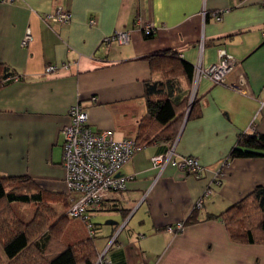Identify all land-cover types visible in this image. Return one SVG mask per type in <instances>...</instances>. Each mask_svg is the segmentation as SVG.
<instances>
[{"label":"crops","instance_id":"obj_1","mask_svg":"<svg viewBox=\"0 0 264 264\" xmlns=\"http://www.w3.org/2000/svg\"><path fill=\"white\" fill-rule=\"evenodd\" d=\"M58 5L69 11L67 21L46 18ZM146 21L153 24L150 36L143 34ZM27 28L31 38L22 46ZM114 30H129V41L106 49L101 40ZM263 31L261 0L0 1V77L13 76L0 86V173L27 175L59 193V202L51 201L64 213L61 129L70 106L80 104L94 132L147 141L120 169L125 187L110 191L92 213L109 218L95 223L98 253L118 230L108 264H264V244L231 239L218 216L264 185V147L238 144L242 133L264 135ZM219 50L236 58L224 82H194L193 75L188 82L182 65H207ZM156 52L169 57L156 55L152 65L147 56ZM49 65L66 69L51 74ZM146 81L164 82L173 101L189 94L198 103L199 114L184 116L171 140L159 136L162 126L147 114ZM173 143L207 171L196 177L170 164L154 167L150 157ZM224 158L222 182L211 184L197 219L184 222ZM177 222L180 230H166ZM65 229L68 241L88 235L86 228L82 236Z\"/></svg>","mask_w":264,"mask_h":264},{"label":"trees","instance_id":"obj_2","mask_svg":"<svg viewBox=\"0 0 264 264\" xmlns=\"http://www.w3.org/2000/svg\"><path fill=\"white\" fill-rule=\"evenodd\" d=\"M152 33L143 32L145 36ZM156 55L169 57L167 52L153 53L147 56L152 65ZM164 70L168 73L171 69ZM182 73L191 83L193 66L183 64ZM9 75L5 73L0 77V86L3 81L13 77ZM163 85L162 81L145 82L146 108L148 116L163 128L159 136L168 141L177 134L184 116L190 118L198 115L199 107L195 97L190 102L189 94L180 101H173L165 93ZM134 139L140 145L147 142ZM238 144L252 148L264 147V135L242 133ZM235 152L242 153L240 149H235ZM59 196V193L44 191L27 175L0 173V264H96L100 253L94 241L96 233L90 236L87 231L85 238L68 241L64 234L66 227L63 220L76 217H69L66 209L63 213L54 205L51 200L59 202ZM66 200L68 206V193ZM16 204H33L35 214L27 221L23 220L22 215L15 211L13 205ZM196 210L193 208L184 222L196 220ZM218 216L224 221L231 239L264 244V185H257Z\"/></svg>","mask_w":264,"mask_h":264},{"label":"built area","instance_id":"obj_3","mask_svg":"<svg viewBox=\"0 0 264 264\" xmlns=\"http://www.w3.org/2000/svg\"><path fill=\"white\" fill-rule=\"evenodd\" d=\"M239 1L233 0L234 4H238ZM261 4L264 6V0H261ZM222 13L223 11L217 10L216 18L219 19ZM46 18L64 22L70 18V13L58 5L52 12L46 14ZM142 29L143 32L149 33L153 31V24L146 21L143 23ZM262 33L264 35V31ZM30 38L31 31L27 28L21 39V45H26ZM113 41L128 42L129 30H114L110 35L102 38L101 44L108 49ZM235 64L236 58L234 56L224 50H219L218 58L214 62L207 65L200 63L193 65V80L197 82L199 78L206 77L213 83H223L226 74ZM46 69L52 74L66 69V66L49 65ZM192 98L191 95L190 102ZM68 114L70 121L61 129L63 166L65 169L64 181L66 192L69 194L66 214L69 217L82 219L89 235L94 236L95 224L91 220L92 213L100 208L101 202L110 191L121 190L125 187L126 176L120 174V169L132 154L144 145L138 144L132 137L115 138L109 130L94 132L89 126L87 110L80 104L70 106ZM227 160L224 158L220 166L212 171L211 182L194 201L193 208H200L203 205L205 198L212 191L211 184L220 185L224 177L223 169ZM150 162L159 169L170 164L196 177H201L208 169L197 157L178 154L175 151L174 143L165 152L152 155ZM182 226L183 222H177L173 226H168L166 230L174 233L180 230ZM117 231L110 236L108 243L98 254L96 264L110 263L107 250L115 242Z\"/></svg>","mask_w":264,"mask_h":264},{"label":"rangeland","instance_id":"obj_4","mask_svg":"<svg viewBox=\"0 0 264 264\" xmlns=\"http://www.w3.org/2000/svg\"><path fill=\"white\" fill-rule=\"evenodd\" d=\"M15 208V211L22 215L23 220H28L30 218L33 217V215L35 214V206L33 204H27V205H22L19 206L18 204L13 205ZM109 219L107 217H103V215L95 213L91 216V220L92 222L95 224H99L101 223L102 225L105 224L106 220ZM65 223V227L67 228H71L74 227L77 229L78 233L81 234L80 236H82V233H84L85 230V226L83 224L82 219H80L79 217L76 218H65L63 220Z\"/></svg>","mask_w":264,"mask_h":264}]
</instances>
